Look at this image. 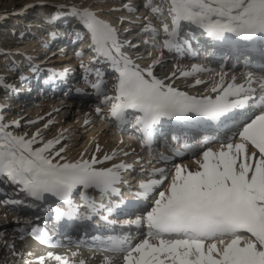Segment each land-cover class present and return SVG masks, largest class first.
Wrapping results in <instances>:
<instances>
[{"label": "snow or ice", "instance_id": "snow-or-ice-1", "mask_svg": "<svg viewBox=\"0 0 264 264\" xmlns=\"http://www.w3.org/2000/svg\"><path fill=\"white\" fill-rule=\"evenodd\" d=\"M53 7L69 9L87 30L94 56L89 63L84 62L82 50L75 56L86 73L85 83L99 101L94 109L98 116L111 119L118 127L130 126L149 152L164 122L210 124L227 131L223 138L216 135L195 143L185 140L182 149H172L171 155L160 154L157 164L162 166L148 161V174L137 182L133 199L126 201L120 186L127 183L124 174L133 170L134 164L121 160L109 167L106 162L114 161L120 153L127 157L129 152L112 150L102 158L93 154L89 159L82 156L70 161L63 155V132L51 139H45L40 128L30 135L18 134L12 129L21 127L20 120L6 121L0 106V185L7 183L15 189L8 196L0 188V196L5 197L0 199V206L36 208L49 196L57 198L62 206L53 209L52 229L25 220L19 239L24 240L26 233L41 245L66 249L34 255L18 248L13 239L4 242L7 254L0 264H90L97 253L101 254L100 264H264V66L259 72L237 74L234 65L226 70V60L219 70L208 63H177L166 75L156 73L165 50L180 57L197 55L191 43L196 32L213 50H252L264 56V0H142L148 15L142 17L147 23L141 31L151 34L152 47L157 51L145 67L123 51L126 45H138L122 41L119 29L92 8L75 4ZM122 8L137 11L128 3ZM60 15L57 11L51 20ZM119 22L124 23L125 18ZM77 39L83 41L85 36L77 33ZM96 63H106L114 70L111 88L101 70L94 67ZM68 72L66 69L59 76ZM93 72L96 78L90 80ZM182 78H191L190 88L204 85L206 94L193 95L176 86ZM37 122L29 120L28 124ZM52 123L48 120L43 128ZM89 123L86 119L85 124ZM94 153H102L98 142ZM184 156H190L192 163H171ZM140 170L145 171L144 165ZM78 188L97 190L101 200L82 193L83 205L77 204L73 193ZM19 194L23 198H15ZM112 197L119 199L113 201ZM141 204L145 207L140 214L122 223L135 227L136 236L130 232L97 236L91 243L53 240L62 222L100 215L111 226L118 222L110 219L118 210L126 214L127 209ZM81 246L88 248L87 257Z\"/></svg>", "mask_w": 264, "mask_h": 264}, {"label": "bare ground", "instance_id": "bare-ground-1", "mask_svg": "<svg viewBox=\"0 0 264 264\" xmlns=\"http://www.w3.org/2000/svg\"><path fill=\"white\" fill-rule=\"evenodd\" d=\"M97 1H98L99 5L102 4L106 7L111 5L114 7L113 9L119 8L120 10L115 11V12L121 13V15H123V17L125 16L124 18H126L129 15H135L132 18L140 20V18L142 17L141 16L142 14L140 15V13H143V16L148 15L147 10L142 7V0L136 1L139 3V5L136 3V5H138L140 8L139 13H138L139 9L136 8L137 7L136 5H132V4H130V2H127L125 0H123V1H125L126 3H128L131 6L135 7L137 9V11L136 12H129L127 9L122 8L123 4L120 5V7H119L117 5V3H120L119 2L120 0H116L113 2H111L110 0H97ZM111 6H110V8H111ZM121 15H117V16H121ZM136 23H137V20H136ZM74 24H75L74 28L83 26L82 24L80 25L79 22H75ZM77 25H79V26H77ZM83 29L84 28L82 27V30ZM85 31L87 33V30H85ZM56 33H59V31ZM86 36H87V34H86ZM121 40H122V38H121ZM122 41H124V40H122ZM59 42L60 41H57L58 44H59ZM86 42L88 44V40ZM196 42L198 44L202 45L203 49L205 50V53L207 52V50L209 51V53L207 55L200 53V54H197L195 57H193L191 55H186L184 57H180L176 53L168 52L167 50H165L164 51L165 59L163 60V63L161 65H157V67H156L157 75L163 76V75L168 74L169 72L174 70V65L177 63L184 65V66H189V65L194 64V63H208L211 65V67L219 70V66L221 64L220 61L226 60L227 61L226 70L228 67H232L234 65L233 70L237 74L245 72V71L259 72L261 70V67L264 66V56H262L259 52L252 51V50H243V49L237 50V49H229V48H216L215 50L212 49L213 52H211L206 45V38L203 37L202 35H200L199 32H196ZM51 43H52V41H51ZM54 43H56V42H53L52 44H54ZM76 44H77V42H76ZM66 45L67 44H65V45L61 44L59 46H60V48H65L64 46H66ZM67 47H69V46H67ZM128 48H130V47L125 46L123 51L127 53ZM84 50H89V46L84 48ZM130 50H131V52L128 51V53L130 52L132 54L131 57L134 60H136V62L138 63L137 56L139 53H137L136 48H133ZM75 52H77V51H75V49L71 50L70 55L68 57H64V59L58 58V59H53V60L47 59L45 61H41V60H38L35 58L33 61H31L34 65V67H36L37 71H38L39 67L44 66V68L42 67V69L39 68L38 74L45 72L46 71L45 69H48L47 71H49V73H48L49 76L45 77V74H44L42 76V80H39V78L34 76L35 73L34 74L32 73V69L29 68V69L25 70V72H27V74H26L27 76L30 75V76L35 77V78H33V83L31 86L33 88H35L34 90H36V91H37V89L44 91L43 95L45 97L40 98V96H39L38 101H37V100H34L35 97H31V98L29 97L27 99V96H25L26 101H28V100L30 101V99H31L30 104H32V103H33V105L35 103L36 104L34 107H32V111L27 115L23 114L24 111L23 112H21V111L16 112V116H14V119H19L21 125H23L24 128L26 130H28V132H30V134L33 131H35L36 128H40V129H42V135L45 137V139H51L53 137L58 136L61 133V131H60L61 127L64 128L63 123H61V121L68 115V113H67L68 110H62V107H68L69 108L72 105H76L77 106L76 108L79 109L78 113L76 112L77 116H78L77 120H76L77 125H78V123L81 124V122H83L84 124H82L83 126L81 128L86 129V127L89 126L91 128L88 131L92 130L93 132H92V134L88 135L89 136L88 144H86L85 146H83L80 149V153L77 154L76 152H73L69 156H67L66 159H68L70 161H75V160L81 159L82 156L84 159H89L91 157V155H93V154H96L97 156L102 158V155L104 153L110 154L112 150H119V149H123L124 151L129 152V155L127 157L123 156L122 153L118 154L114 161L106 162V165L110 167L112 165V163H119L121 160H123L127 163H130V164H134V169L132 170V172H130V175L128 176L125 173L127 176L125 178L127 183L122 184L123 185L122 189L127 190V194H125V197L127 199H131L130 196H132V195H131L130 191H135L134 189H130V188H132V187H130L131 184H128L131 180V177L134 178L135 180H137L139 178H142V179L145 178V176L148 174V170L150 168V165L147 162L151 161L152 165H155L158 167L162 166L160 164H157V160L159 159L160 154L163 153L164 155H169L170 153H169V151H165L164 149H161L160 150L161 152H158V147H157V144L155 142H153L152 151L149 152L146 148H144L141 145L140 140L138 139L139 133H137L131 127H127V126L126 127L125 126L118 127L117 124L114 123L111 119H109V126L107 128H104L103 127L104 124L107 125L108 123L106 124L104 121L102 122V119H99V116L94 111V109L97 105H92V103L88 101V99L90 97L88 98L86 96L87 93L77 92V94H79V95L75 96L74 94H75L76 90L66 89V90H68L67 95L64 97L59 96L58 89L60 92L61 91L60 89H62V87H64V86H66V82L71 81L72 78H73L72 81H78L77 83L81 84L82 87L88 86L85 83L84 78H85L86 73L84 72V70H82L83 72H81L80 76H78L77 73L74 74L75 70L72 71V73L69 70V72L71 74H69V72H68V74L64 77H61L59 75L53 76V73L59 74V73L65 71L66 69L75 68V63L78 60V58L75 56ZM92 54H94V53H92ZM156 55H157V51L150 58L153 59ZM236 55H239V57L244 58L247 61H244V62H242V64L240 63V65H237V62L235 61ZM45 57H47V56H44L41 58L44 59ZM135 57H136V59H135ZM221 57H222V60H220ZM69 60H71L69 62L70 67H68V68L62 67ZM27 64L29 65V63H27ZM52 65H56L59 68H54V67L51 68ZM98 65H99V67H101L100 70L103 73L104 78L109 77V82H111L110 84L112 86V84L115 82V75H116L114 70L111 67H108V64H106V63H98ZM147 65H144L141 67H145ZM50 70H52V71H50ZM38 74H37V76H38ZM43 77H45L47 80H43ZM88 78L90 80H94L96 77H95V74H90L88 76ZM203 78L208 79V76L204 75ZM191 82H192L191 78H188V79L182 78L180 80H177L175 83H176V86L181 87L182 89L189 91L190 94H193V95L206 94L204 92V85H200V86H197L195 88L187 87V85ZM24 84L26 86L27 85L29 86V87H26L25 90H27V88H28L31 91L30 83L27 82ZM91 92L92 93H88V94L97 98L93 89L91 90ZM90 95H88V96H90ZM37 96H36V98H37ZM54 98H55V100H53ZM81 98H83V99L81 100ZM21 99H22V97H21ZM26 101H24V102H26ZM6 103H8V102H6ZM6 103L0 99V106L4 105ZM23 104H25V103H22V105H20V106L24 107L25 105H23ZM4 107H6V106H4ZM101 107H103V106L101 105ZM40 108H42V109H40ZM56 109H59V111H56ZM105 111H107V109H105ZM19 113H21V114H19ZM4 114H6V113H4ZM13 115L14 114H11L10 116L13 117ZM6 116H8V114H6ZM12 117L9 118L10 119L9 121H11L13 119ZM40 117H43V119H40ZM81 119H83V120H81ZM86 119L90 120L91 123L85 124ZM29 120H36L38 122L35 125H29L28 124ZM48 120L53 121V123L51 124V125H53V127H51L49 125V127L47 129H44L43 125L45 123H47ZM74 120H75V118H74ZM69 123H71V121H69ZM171 123L173 126L176 127V129H175L176 134H181V133L191 134V133H193L199 129H204V130H207L206 133H208V134L211 133L212 136L220 135L221 138H223L224 130H218L216 127L211 126L210 124H183V123H175V122H171ZM72 124H73V122H72ZM101 126L103 127L102 130L94 132V129L96 127L101 128ZM51 130H55L56 134H52ZM163 131H166V127L164 128ZM163 131H161V132L158 131L156 133L158 138H159L158 144L160 143V141H162V137H159V135ZM232 131H235V128L232 129ZM63 134L66 137V139H65L66 143L64 145L66 146V149H67L70 147V144H72L73 142H75L77 140V137H78L77 130L74 126H72V127H69V129L67 131H64ZM121 141H123V143H121ZM96 142H98L101 145L102 153H94V148H95ZM89 145H90V147L88 148ZM162 146H166V145H162ZM58 147H59V145H57V148ZM137 161H139V163H136ZM171 163H188V164H191L192 158L190 156H185L182 159H176L175 158ZM141 165H144V168H145L144 172L145 173L140 172L141 171L140 170ZM101 166L102 165H97V167H101ZM170 166H171V164H169V167ZM135 167L139 168V170L137 171V169ZM136 174H137V176H136ZM5 187H7V185H5V184L0 185V188H2L3 191H4ZM127 187H129V188H127ZM11 189H13V191H12V195H13V193L15 191L14 186L11 185ZM78 192L81 193L80 199H78L79 201H77L75 198V195ZM82 193H86V195H88L89 197H92V198H95V196H96L95 200H98V202L101 200V198H100L101 196L97 190H93V189L84 190V189L78 188L73 193V199H74V201L76 200L75 202L79 205H83ZM3 198H5V197L0 196V199H3ZM15 198H17V199L23 198V194H19V195L15 196ZM112 199H117V197H112ZM52 200L57 201V203L55 202V204H54V205H56V207L62 206V202L60 203L57 198L49 196L46 200V202H47L46 206L47 207L49 206V203L52 202ZM44 202H41V203H44ZM104 202L106 203L107 201H104ZM46 206H44V204L39 205L36 208H27V207H15V208L8 207V208H6L3 206H0V233H3V235H0V260H3V258L7 254V249L3 246L4 242L5 241L11 242L13 239L16 240V244H17L18 248H20L21 250L26 251V252L31 251L34 255H42V254H45L47 251H55L57 253H62L66 250L64 248H50L47 245H41L37 240H35L30 235H27L26 233L24 234V240L21 241L19 239V235H21V233L19 232V229L21 227H24V221L25 220H31L32 225L38 226L40 228H43V226L41 224L46 222L45 218L49 217V220L54 221V215L52 216L53 210L52 211L47 210ZM144 207H145V205L141 204L139 207H137L135 209L127 210L126 214H120V210H119L117 212L118 215L113 216L112 219H115V217H119V221L117 220L118 222L116 224L122 225V223L125 219L134 218V214H137V215L140 214V211ZM50 209H54V207L50 208ZM82 211H83V209H82ZM95 216H97V215H94L93 217H95ZM51 217H53V218H51ZM100 218L101 217L97 216L95 219L98 220ZM17 219H19V223H17ZM96 220H93L92 222H90L88 220L67 221V223L62 227V230H61L63 234L62 233L58 234L57 232H55V234L53 235V240L56 242H59V243H63V244H68L69 241L79 242L81 240H83L87 243H91L93 236H92V238H87L86 235H87V232H89L93 229L92 228L93 226H96L99 224V222ZM101 223H104V222L101 221ZM77 227H81V228H77ZM121 227H117L115 225L109 226L107 224H103L101 226L102 231L100 230V232H99V233H101L100 237H101V235L106 237V236H119V235H124V234L129 233L128 232L129 227H127V226H121ZM132 229H134L133 232L137 235V230L135 229V227H132ZM29 231H30V228H29ZM96 232H98V231H95L94 233H96ZM131 232L132 231L130 230V233ZM80 234H82L83 238L79 237ZM94 237H97V236L94 235ZM80 250L85 257H87L89 255V251H88L87 247L81 246ZM100 260H101V254L97 253L96 256L90 261V264H100Z\"/></svg>", "mask_w": 264, "mask_h": 264}, {"label": "rangeland", "instance_id": "rangeland-1", "mask_svg": "<svg viewBox=\"0 0 264 264\" xmlns=\"http://www.w3.org/2000/svg\"><path fill=\"white\" fill-rule=\"evenodd\" d=\"M110 1L113 2L116 0H110ZM125 1L130 2V4L132 5H136V3L139 5V3L136 2L137 0H125ZM125 1L120 0L119 1L120 3H117V5L120 7V5L126 3ZM59 4H67V5L75 4L77 6H88L92 8L93 10H95L100 15L101 18L111 22L114 26H116L119 29L122 40L131 41L132 44L138 45V47H136V50H137V53H139L138 56L142 57V59H138L137 61L141 66L149 64L152 61L150 57H152L156 53V50L152 47V44H151L150 33H144L141 31L143 25L147 23V21H144L142 19L143 13H140V15L142 14L141 15L142 17L140 18V20L132 18L135 15H129L125 18V22L121 24L119 21H120V18L123 17V15H121V13H116L113 10L114 7L111 5H110L111 8L110 6L106 7L102 4L99 5L97 0H0V99L5 103L8 102L2 105L3 115L5 116L6 121L10 120L9 118L12 117L10 116L11 114H14L12 117L14 119V116H16V112L24 111L23 114L27 115L32 111V107H34L36 103L34 105L33 103L30 104L31 99L30 101L29 100L26 101L24 98L25 96H27V99L29 97L30 98L35 97L34 100H37V101H38L39 96L40 98L45 97L43 95L44 91H41L38 89L36 91L34 90L35 88L33 87L31 91L30 89H28V91L25 90L26 86L24 83L29 82L31 86L33 83V78L37 77L39 78V80H42V76L44 74H45V77L49 76L48 74L49 71H47L48 69H45L46 70L45 72L38 74L39 68L42 69V67L44 68V66L39 67V68L37 67L38 68L37 72L32 71L33 74L35 73L34 74L35 77L30 76V75L27 76L26 75L27 72H25L26 69L36 68L34 67L31 61H33L35 58L41 61H45L47 59L53 60V59H58V58L64 59V57H68L70 55L72 49L70 48L69 45L64 46L65 48H60L59 45L61 44L65 45L67 44V42L60 41L58 39L59 38L58 36H57L58 38L56 36L55 37L58 41H60L59 44L57 42L54 44L51 43L52 38L54 37L53 33H56L58 31L59 33L61 32L60 38L64 37L65 35H66V38L68 36L75 38L77 36V33L82 31V27L74 28L75 27L74 23L79 22V20L71 15L69 9L61 10V9H57L53 7L54 5H59ZM31 5H35V7H30ZM138 5H136L137 6L136 8L139 9L138 11L139 13L140 8ZM57 11L61 12V15L57 20L52 21L51 17L55 15ZM116 14L121 15V16H117ZM136 20H137V23H136ZM156 22L157 21L153 19V23L157 24L158 22L157 23ZM79 24L81 25L82 23L79 22ZM144 41H149V43H144ZM76 42L78 46L76 47L75 51L82 50L85 53V55L83 56L84 62L89 63L91 59L93 58L94 54H92L90 49L84 50V48H86L87 46L85 45L86 41L77 40ZM127 46L128 45H126V47ZM130 49H133V48L130 47L127 49V54L128 55L130 54L129 56L132 55L130 53L131 52ZM61 50H63V53H61ZM128 51L130 52L128 53ZM149 53H152V55L149 56ZM44 56H47V57H45L44 59L41 58ZM70 61L71 60L66 62L62 67H65V68L70 67V64H69ZM235 61L237 62V65H240V63L242 64V62L247 61V60L236 55ZM222 62H224V60L220 61V63ZM27 63H29V65ZM79 63H80V59L76 61L75 68H71L68 70H70L71 73L72 71L75 70L74 74L77 73L78 76H80L81 72H83L82 71L83 69H81ZM55 66L56 65H52L51 68L52 67L59 68ZM94 67L98 68L99 67L98 63L95 64ZM108 67L110 66L108 65ZM99 69H101V67H99ZM70 72L69 74H71ZM92 74H95V73L93 72ZM45 77H43V80H47ZM104 79L107 81V87L111 88L109 77H105ZM72 80L73 78L71 79V81L66 82V86L62 87V89H60L61 90L60 92L58 89V94L60 97L62 96L64 97L67 95L68 90L66 89H71V90H76L74 94L75 96L79 95L77 94V92H84V93H87L86 96L88 98L90 97L88 101L91 102L92 105L99 104V101L97 98L88 94V93H92L91 87L89 86L82 87L81 84L77 83L78 81H72ZM8 85H11V87H8ZM77 89H82L83 91H77ZM82 99L83 98H81V100ZM53 100H55V98ZM22 103H25L23 104L25 105L24 107L20 106L22 105ZM76 107H77L76 105H72L69 108L62 107V110H68L67 111L68 115L61 121L65 129L61 127L60 131L64 132V130H68L69 127L74 126L78 134L77 140L73 142L72 144H70V147L67 148L68 150L66 149L65 153L63 154L65 157L69 156L73 152H76L77 154L80 153V149L86 144H88V141H89L88 135L92 134L93 132L92 130L88 131L91 128L89 126L86 127V129L85 128L82 129L81 127L83 126L82 124H84L83 122H81V124L78 123L77 125L76 120L78 117L77 113L79 109H77ZM4 113L8 114V116H6V114ZM99 119H102V122L104 121L106 124L108 123L107 125L104 124L103 126L104 128H107L109 126V119L101 118L100 116H99ZM69 121H71V123H69ZM50 126L53 127V125H50ZM126 126L130 127L128 125H125V127ZM103 127L102 126L101 128L96 127L94 129V132L102 130ZM12 130L18 134H24L25 132H27L30 135V132H28V130H26L23 125H21V127L18 129L14 128ZM224 131H227V130H224ZM51 133L56 134V131L51 130ZM62 143L65 144L66 141L64 140ZM89 147L90 145L88 146V148ZM160 150H161V147L159 145L158 151L160 152ZM136 169L137 171L139 170V168H136ZM129 172H127L126 174L129 175ZM142 173H145V172H142ZM126 174L124 175L125 178L127 177ZM140 179L142 178H139L137 180L139 181ZM134 183H136V181L133 182V184ZM79 192L75 195V198L77 199V201H79L78 199H80V196H81V193ZM45 204L44 206H46ZM50 210L52 211V209H49V211ZM45 220L47 223L45 222V223H42L41 225L43 226V228L50 230L52 228L51 226L52 221L49 220V217L45 218ZM115 226L121 227L122 225L115 224ZM92 228H94V226ZM128 230H129L128 232H130L131 230L132 231L131 234L136 236V234L133 232L134 229L129 228ZM92 236L94 237V235L92 234L86 235L87 238H92ZM79 237L83 238L82 234H80Z\"/></svg>", "mask_w": 264, "mask_h": 264}]
</instances>
